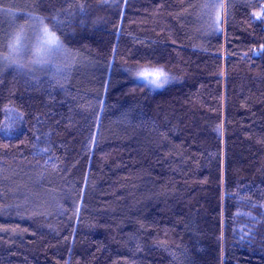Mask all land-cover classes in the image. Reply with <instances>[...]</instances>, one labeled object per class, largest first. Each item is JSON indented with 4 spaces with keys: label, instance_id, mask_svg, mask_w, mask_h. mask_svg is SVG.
<instances>
[{
    "label": "trees",
    "instance_id": "1",
    "mask_svg": "<svg viewBox=\"0 0 264 264\" xmlns=\"http://www.w3.org/2000/svg\"><path fill=\"white\" fill-rule=\"evenodd\" d=\"M221 4L0 0V264H264V0Z\"/></svg>",
    "mask_w": 264,
    "mask_h": 264
},
{
    "label": "rangeland",
    "instance_id": "2",
    "mask_svg": "<svg viewBox=\"0 0 264 264\" xmlns=\"http://www.w3.org/2000/svg\"><path fill=\"white\" fill-rule=\"evenodd\" d=\"M224 3H225V0H223V5ZM25 18L29 22V27L25 26V29L23 30L20 26H18L17 34L14 35V38L12 39V43H11L13 44L15 42L16 37L18 35L21 36L22 37L21 44L23 45V50L15 54L10 52L9 50V55L7 56L12 60L11 62L12 66H15L18 70H20V68L28 70L30 66L31 67H35V65L45 66L46 64L52 63L54 70L58 69V66L56 65V63H57V60L59 59L57 58L58 56L56 52L59 48L51 50L43 54L42 56L35 55L36 49L39 46L40 38L43 36V29L44 27H46L45 24L43 23L41 19H38L32 16L31 17L26 16ZM63 51L64 50L62 49V53ZM63 54H65V51ZM69 67H70V63L68 61L63 63V68L68 69ZM146 70H154V69H146ZM138 78L144 80L142 77L138 76Z\"/></svg>",
    "mask_w": 264,
    "mask_h": 264
},
{
    "label": "snow or ice",
    "instance_id": "3",
    "mask_svg": "<svg viewBox=\"0 0 264 264\" xmlns=\"http://www.w3.org/2000/svg\"><path fill=\"white\" fill-rule=\"evenodd\" d=\"M219 7H223L221 4ZM219 22V15L217 16V23ZM21 36H17L13 44L9 46L10 52L13 54L19 53L23 50V45L21 44ZM60 42L55 33L50 32L47 27L43 29V36L40 38L39 46L36 49L35 55L42 56L43 54L60 48ZM7 59V57H6ZM139 77H142L149 85H152L154 88H160L164 84L169 82V77L167 74L160 69L156 70H143L137 74Z\"/></svg>",
    "mask_w": 264,
    "mask_h": 264
}]
</instances>
